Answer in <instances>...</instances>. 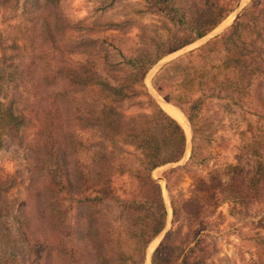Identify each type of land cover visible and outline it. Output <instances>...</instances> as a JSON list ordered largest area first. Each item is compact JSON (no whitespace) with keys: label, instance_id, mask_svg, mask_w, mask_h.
Returning a JSON list of instances; mask_svg holds the SVG:
<instances>
[{"label":"trees","instance_id":"1","mask_svg":"<svg viewBox=\"0 0 264 264\" xmlns=\"http://www.w3.org/2000/svg\"><path fill=\"white\" fill-rule=\"evenodd\" d=\"M61 1L0 0L2 8L21 5L29 12L41 40L29 51L20 37L7 39L0 29V150L11 142L23 144L28 128L34 129L23 150L27 182L18 203L6 199L10 179L0 169V264H146L169 218L153 173L184 159L187 136L149 93L145 79L160 60L219 27L242 0H145L166 36L151 38L131 56L118 51L122 66L111 67L128 74L116 83L102 73L111 64L94 40H60ZM72 53L84 57L81 64L67 58ZM100 55L102 67L95 65ZM153 86L186 116L194 149L208 120L200 113L210 100L244 113H252L249 106L258 101L261 109L254 112L262 110L264 117V0H254L224 34L165 67ZM77 92L81 116L78 109L72 126L81 123V133L90 134L81 139V166L75 157L77 129L69 126V112L80 106ZM197 162L203 161L193 151L190 163ZM189 167L164 173L177 225L153 252L151 264H208L216 252L208 233L222 222L219 213L210 220L217 209L227 202L248 207L264 200V138L250 143L237 163L193 177L186 198L178 188ZM66 197L77 203L75 223L68 218ZM257 217L264 228V208ZM255 241L264 253V236Z\"/></svg>","mask_w":264,"mask_h":264},{"label":"rangeland","instance_id":"2","mask_svg":"<svg viewBox=\"0 0 264 264\" xmlns=\"http://www.w3.org/2000/svg\"><path fill=\"white\" fill-rule=\"evenodd\" d=\"M23 1L21 0V5ZM253 2L254 0H242L236 11L209 35L184 49L170 54L160 60L150 70L145 79L146 88L156 98L162 108L164 103L174 108L176 107L168 103L155 91L153 86L155 77L165 67L180 57L224 34ZM21 5H18V9L14 8L13 4H11L12 7H0V29L5 31V38L20 37L19 43H21L20 45L23 48H28L30 51L32 50L30 45H33L34 51H36L41 43L39 25H34L35 21L32 16H30L29 12H24ZM59 10L64 24L60 40L62 39L61 41L64 43H69L70 41L81 43V40L87 38L94 40L93 45L99 51H104L108 54L107 60L111 65L108 69L106 67V71L102 73L107 74L112 83H116L117 79L118 81L125 79V74H128L127 70L119 72L111 67L114 65L122 66L123 58L118 51L121 50L125 56H131L135 50L143 47L144 44H146L144 47L148 46L151 38L159 39L166 36L160 17L148 12L145 0H62L59 3ZM224 27L226 29L218 33ZM46 55L50 56V53L47 51ZM101 55L95 58V65L101 64L102 67L105 61L101 59ZM214 55L222 57L219 53ZM67 58L77 64H81L84 59L81 54L76 53L67 55ZM193 90H196V88H193ZM73 95L76 97V101L80 103V106L76 107L74 105L69 112L72 116L69 126L77 129L76 134L80 140V148L75 157L81 166V139L86 141L90 134L81 133V123L72 126L75 114L79 112L78 109H80L78 116H81V92ZM126 107L128 112L133 110L130 103H127ZM227 107L226 103L216 102V100H210L205 103L200 115L203 120H208L204 122L203 134L195 140L197 143L195 149L189 121L176 108L183 115L189 128V133L185 130L187 136L186 155L180 163L172 167L190 165L187 170H184L185 179L178 188L180 195L186 198L190 195L193 177H205L213 168H224L237 163L239 155L242 153L247 154V148L250 143L254 142L257 137L264 138L262 110L258 109L257 112H254V107L261 109L258 101L251 102L249 108L253 109L252 113H244L242 109ZM23 137H25L23 144L11 142L7 147L0 150L1 174L10 179L6 184L9 188L5 195L7 196L6 199L11 203L22 199L24 194V181L27 182V171L23 160V150L26 149L28 142L33 139L34 129L28 128L27 133ZM193 151L196 154V160H202L203 162L190 163ZM253 155L247 159H253ZM251 163L253 162L251 161ZM169 169L171 168L162 167L153 173L155 179L162 186L163 196H165L164 200L169 210L165 232L172 230L177 225L174 223L172 214L170 193L163 182V180L165 181L164 173ZM165 189H167V193ZM76 204V201H72L70 198L66 197L64 200V205L68 208V218L74 223V207H76ZM263 208L264 200H258L248 207H244L237 202H227L217 209L210 220L215 219V216L219 213L222 214V222L217 230L208 233L210 242L215 244L216 248L215 255L208 261V264H264V253L259 250L255 241L256 235L262 234L264 236V228H259L257 225L260 219L257 214ZM164 236L160 235L150 246L146 264H151L153 252Z\"/></svg>","mask_w":264,"mask_h":264},{"label":"bare ground","instance_id":"3","mask_svg":"<svg viewBox=\"0 0 264 264\" xmlns=\"http://www.w3.org/2000/svg\"><path fill=\"white\" fill-rule=\"evenodd\" d=\"M163 108L164 110L171 116L173 117L175 120H177L181 125L182 127H184V129L186 130L187 133H189V128L187 126V123L183 117V115L180 113L179 110H175L174 107L168 105V104H163ZM179 111V112H178Z\"/></svg>","mask_w":264,"mask_h":264},{"label":"water","instance_id":"4","mask_svg":"<svg viewBox=\"0 0 264 264\" xmlns=\"http://www.w3.org/2000/svg\"><path fill=\"white\" fill-rule=\"evenodd\" d=\"M226 29V27H224V28H222V29H220L219 31H218V33H221V32H223L224 30ZM169 60H171V59H169ZM168 60V61H169ZM167 61V62H168ZM153 96V95H152ZM154 97V96H153ZM155 98V97H154ZM156 99V98H155ZM167 103V102H166ZM160 104H161V102H160ZM163 104V103H162ZM176 109V108H175ZM181 113V112H180ZM176 164H169V165H166V166H164V167H167V168H172L173 166H175ZM163 180V179H162ZM163 182L165 183V185H166V182L163 180ZM165 192L167 193V189H165ZM164 198H165V196H164ZM166 203V202H165ZM168 208V207H167ZM169 211V210H168ZM165 230L163 231V233L161 234V236L163 237L164 236V234L167 232H165ZM149 251V250H148ZM148 257H149V253L147 254V260H148ZM147 262V261H146Z\"/></svg>","mask_w":264,"mask_h":264}]
</instances>
